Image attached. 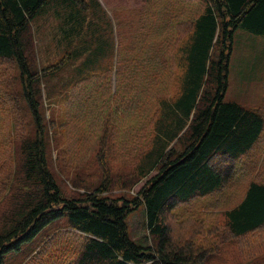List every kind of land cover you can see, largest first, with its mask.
Listing matches in <instances>:
<instances>
[{"label":"trees","instance_id":"16d2710c","mask_svg":"<svg viewBox=\"0 0 264 264\" xmlns=\"http://www.w3.org/2000/svg\"><path fill=\"white\" fill-rule=\"evenodd\" d=\"M49 1L0 0V69L13 75L0 73V110L28 116L34 129L33 138L27 139L21 123L11 127L17 183H0L5 193L0 192V203L8 199L0 207V264L64 217L66 229L55 232L27 264H203L209 260V244L193 243L192 232H199L195 229L173 235L168 214L222 191L233 176L248 180L258 169L260 178L248 182L239 203L224 212V223L228 238L240 241L246 252L259 248L244 259L246 264H263L264 238L258 242L257 236L264 233V105L251 110L224 99L236 32L264 38V0H176L170 6L166 0H139L146 6V21L167 14L168 30L184 22L178 20L182 5L197 3L199 10L185 17L187 37L172 61L166 58V48L174 46L173 41L165 39L147 49L138 38L136 45L118 50L110 67L70 86L65 105L73 110L72 121L88 128L102 124L97 134L100 183L75 198L63 195L49 169L47 134L54 119L47 125L42 101L43 78L59 71L66 57L41 71L33 60L30 24ZM69 1L87 7L83 0ZM171 69L177 72V96H157L168 86L169 75L151 71ZM13 80L20 91L18 102L8 90ZM145 100L156 102V108L147 114L151 127L134 159L135 175L111 179L108 133H121L123 145L132 127L126 122L130 114L138 115ZM122 158L129 162L127 150ZM245 159L254 170L249 165L241 171ZM141 180L146 181L133 196H104L108 187L130 189ZM139 208L145 211L152 240L147 247L134 241L128 229V218Z\"/></svg>","mask_w":264,"mask_h":264},{"label":"rangeland","instance_id":"374dc122","mask_svg":"<svg viewBox=\"0 0 264 264\" xmlns=\"http://www.w3.org/2000/svg\"><path fill=\"white\" fill-rule=\"evenodd\" d=\"M61 1L64 2V0H50L31 22L30 30L33 60L39 71L55 65L66 57L59 71L43 78L42 101L45 122L54 119V128L49 129L47 134L49 169L63 195L66 198H75L85 191L97 189L96 186L100 183L98 173L102 169V164L97 158V134L102 131L99 128L102 124L88 128L86 124L80 125L72 121L73 110L68 109V104L65 105L70 86L76 84L79 79L101 72L104 67H110L119 55L118 50L124 46L136 45L135 40L138 38L142 46L147 49H151L154 44L165 39L173 41L174 46L168 50L166 48V58L171 60V56H175L177 46H181L187 37L185 30L188 20H185V17H194L199 6L197 3L182 5L178 20L184 22L168 30L167 14H158L154 18L152 15L146 21L143 16L146 6L139 0H83L87 6L85 9L78 8L71 1L67 0L68 4ZM166 2L170 6L175 4L176 0H166ZM113 54L115 56L112 60ZM0 73L13 78L11 72L6 74V71L0 69ZM172 73H175L171 75L173 77L170 76ZM161 74L169 75L170 81L162 92H157V96L162 94L167 99L175 98L178 86L175 80L176 70L171 69L170 73L169 71L157 73L152 70L150 73L157 76ZM8 90L18 102L20 91L16 80H13ZM224 101L235 102L251 110L264 105V38L242 31L236 32L230 55L228 88ZM155 108L156 102L145 100L140 104L138 115L133 117L130 114L131 120L125 119L129 121L126 124H131L132 127L129 128L130 132L127 136L129 138L123 145H120L124 139L121 133L115 131L108 133L107 162L111 168V179L121 181L123 177L129 178L135 175L134 159L144 145L147 131L151 127V122L147 121V114ZM122 122L124 119H121L119 124ZM18 123H21L25 129L26 134L23 138L32 139L34 129L28 116L14 115L9 108L0 110V183H6L4 187L17 183L15 145L9 141L11 127ZM93 129L97 130L92 131ZM126 150L130 154L128 163L122 158ZM246 162L249 163V160L245 159L239 164L241 171L247 169L249 165L252 170L255 169L253 164L246 166L244 164ZM257 172H252L248 180L233 176L222 191L179 206L168 214L167 223L173 229V235L183 230L195 229L199 232H192L193 243L196 246L209 244L211 247L209 260L206 259L203 264H246L244 259H247L249 254L259 252V248L256 247L248 253L245 247L239 246L240 241L229 239L224 223V212L239 203L250 180L260 178L261 173L257 174ZM145 181L141 180L130 189L108 187L104 196L113 198L133 196ZM227 187L232 188L228 190ZM1 191L4 195L3 188L0 189ZM7 201L8 199H4L0 207H5ZM65 220L64 217L48 225L34 239L22 245L23 252L8 256L7 264H27L36 252L41 251L45 242L55 232L66 229ZM127 221L132 239L144 247L150 246L152 240L146 229L144 209L139 208ZM257 237L258 242L261 241L264 233ZM23 256L25 259L22 261ZM54 264H60V260H56Z\"/></svg>","mask_w":264,"mask_h":264},{"label":"crops","instance_id":"0c3cea01","mask_svg":"<svg viewBox=\"0 0 264 264\" xmlns=\"http://www.w3.org/2000/svg\"><path fill=\"white\" fill-rule=\"evenodd\" d=\"M44 8H45V7H44ZM44 8H43V9H44ZM42 11H43V10H42ZM42 11H41V12H42Z\"/></svg>","mask_w":264,"mask_h":264}]
</instances>
